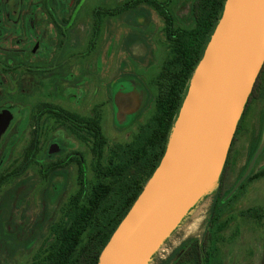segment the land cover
I'll return each mask as SVG.
<instances>
[{"label":"rangeland","instance_id":"obj_1","mask_svg":"<svg viewBox=\"0 0 264 264\" xmlns=\"http://www.w3.org/2000/svg\"><path fill=\"white\" fill-rule=\"evenodd\" d=\"M87 1L92 3L84 8L83 13L85 15L81 17L82 21L77 19L60 28L61 35L55 36L58 40L51 42L52 46L48 49L55 56L50 59L46 58L47 61L54 63L53 59L58 57L59 63L54 65L51 73L67 84L71 96L75 95V97L82 98L83 95L88 94L80 102L71 104L64 85V87H56L51 100L57 99L58 104L63 103V108L82 115L90 113L94 105L98 104H104L112 110L111 92L118 80L114 79L112 81L109 78L114 77L120 61L127 67L126 54L133 52L130 46L136 43L142 44L146 40V38H143L144 36L141 37L140 35H136L134 38L132 36L128 37L126 27L131 31L134 29L132 26L145 27L147 25L145 14L139 12L132 15V18H130L131 12L123 13L117 18L118 21H121L120 24L115 27L109 18L101 17L98 25L100 32L93 36L92 33L85 30L88 25L92 26L90 21L93 20V17H91L93 9L99 6L108 7V2L110 4L120 3L122 9H124V3L127 0ZM149 1L167 5V11L174 13L176 16L175 27L184 29L192 25L190 0ZM93 3L95 4L93 5ZM155 15L156 13L153 14L154 22L151 28L153 33L148 34L147 40L152 53L158 48L156 58L159 66L157 68L160 69V64L166 57V54L163 53L166 42L163 34L165 22L160 21ZM78 26L81 30L73 32V28ZM112 27H114L113 30ZM115 28L117 34L114 32ZM62 43L66 51H70L76 46L91 45L92 47H90L89 52L82 53L77 52V50L66 57V55L62 56L63 51L59 54ZM149 48L145 46L141 50L146 55H150L151 50ZM154 55H156V52ZM138 73L143 72L138 71ZM144 74L146 78H150L147 73ZM102 77L109 80L103 81L101 84L99 79ZM35 80L37 81L36 85L27 89L25 96L11 99L13 100L11 102L13 106L25 107V110L33 111L34 106L39 101H45L47 96L49 99V81L43 78V75L42 77H36ZM143 96L144 100L149 102V97L145 94ZM33 129L34 127H30L13 148L6 151L3 150L4 148L0 150V264H29L31 262L30 253L23 250L11 253L8 244L12 242L11 236L16 239V244L20 245L26 242L36 224L41 221L45 209L43 197L47 196L45 190L48 186V178L51 176L46 179V168L51 163L50 161L55 160L51 154L47 156L49 161L46 160L45 153L51 142H62L66 148V154L69 155L73 152H87V148L68 131H50V133H43L35 137L36 134L33 133ZM263 129L264 84L263 96L250 104L248 111L242 117L240 129L236 134L231 151L228 178L223 190L224 194L231 191L244 174L251 161L254 147L260 145ZM110 130L113 131L108 135L110 143L126 141L125 134L114 131L111 125ZM33 139L40 142V151L35 153V159L32 162L27 163L24 156ZM65 156H62L63 159H65ZM87 161L89 164L90 157H87ZM262 172H264V152L258 159L250 176L251 180L246 182L242 189L228 199L229 202L226 204L222 203V199H218L216 204L213 205L221 177L219 174L173 231L155 251L146 257L143 264H163L183 244L186 243L189 246L193 241L200 242L208 230V223L213 215L216 216L217 224L212 230L211 264H263L264 177H256ZM66 173L68 172L59 171V173L53 175L51 181V186H53L51 196L54 199L52 207H54L58 198H64L70 190L68 197L64 199L66 201L78 190L76 167L70 173L71 177L70 175L67 177ZM2 202L5 204L3 208L1 206ZM255 209L260 211L261 219L249 214L250 211Z\"/></svg>","mask_w":264,"mask_h":264},{"label":"flooded vegetation","instance_id":"obj_2","mask_svg":"<svg viewBox=\"0 0 264 264\" xmlns=\"http://www.w3.org/2000/svg\"><path fill=\"white\" fill-rule=\"evenodd\" d=\"M139 2L141 3L139 4ZM91 3L92 2H88L87 0H0V150L4 148L3 150L6 151L13 148L20 137L24 135L30 127H34L33 133L36 134L35 137L43 133H50V131H68L87 148V152H73L69 155L66 154V148L62 142L54 141L51 142L45 153L46 158L51 154L55 159L50 161L51 163H49V166L46 168V179L51 175L48 178V182L50 180L52 181L53 175H56L59 171L68 172L66 176L68 177V175H70L71 177L70 173L73 171L74 167H76L78 180V190L66 201L64 199L68 197L70 190L64 198H59L54 204L50 223L57 220V214L62 210L63 206H67L72 202L73 197L81 188L80 182L84 184L85 191L89 194L93 185L98 182V180L107 182L114 181L111 178V174L106 175L107 167L114 164L122 165L131 160L127 149L136 142V138L142 127L148 125L157 114V102L159 97V85L157 80L163 65L169 57V50L164 46L163 53L166 54V57L160 64V69H158V59L156 58L158 55V48L155 50L156 55H154L155 52L152 53V50L148 46V34L153 33L151 31L154 22L153 14L156 13L155 16L163 23L165 22L163 17L155 11L151 1L127 0L124 3V9H122V4L120 3L116 4L115 2L114 4H110L108 2V7L99 6L93 9L91 15L93 20L90 21L92 26L88 25L85 29L86 32L92 33L93 36L99 33L100 29L98 25L100 24L101 17H106V19L109 18L110 21L114 23V27L120 24L121 21H118L117 18L123 13L131 12L130 18H132V15L135 13H144L147 20V25L145 27L132 26L134 29L131 31L126 27L127 31H125L128 37L132 36V38H134V36L140 35L141 37L144 36L143 38H146V40H144L142 44L136 43L131 46L133 52L126 54L127 67L120 61L119 65H117L118 67L114 77L109 78L112 81L114 79L118 80L111 92L112 110L107 108L104 104H98L94 105L90 113L82 115L73 110L63 108V103L60 102V104H58L57 99L54 101L51 100L56 87H64V85L67 89L65 91L69 94L68 99L71 104L80 102V100L85 99L86 95H88L85 94L82 98L75 97V95L71 96L67 84L51 73L54 65L59 63L58 57L53 59L54 63L47 61L48 59L46 60V58L50 59L55 56L52 55L48 49L52 46L51 42L53 43L54 40H58L55 36L61 35L60 28L63 25H69L71 21L74 22L77 19L82 21L81 17L85 15L83 13L85 10L84 8L88 7V4ZM95 3H93V5ZM157 5H159L161 10L168 12L167 5ZM173 16V22H175L176 16L174 14ZM114 27H112V30ZM80 30L79 26L73 28V32ZM114 32L116 33V28ZM93 36L91 37L93 38ZM91 43L93 45V41ZM145 46L151 50L150 55H146L145 52L141 50L144 49ZM90 47L92 46H76L72 50L66 51L62 43L60 45L59 54L63 51L62 56L66 55L67 57L77 50V52L82 53L89 52ZM138 71L143 73H138ZM144 73H147V76L149 75L150 78H146ZM42 75L43 78L49 81V99L47 96L45 101H39V103L34 106L33 111L25 110V107L13 106L11 104L13 100L11 99L25 96L26 90L36 85L37 81L35 78L38 76L42 77ZM103 77L99 79V83L101 82V84L103 81L109 80ZM143 94L149 97V102L144 100ZM72 115L79 116L83 119L82 124L75 122ZM91 119H93L94 122H98L99 132L102 135L101 142L99 143L94 142V138L89 137V122ZM241 122L242 119L240 124ZM240 124L238 130L240 129ZM110 125L114 131L125 134L126 141L110 143L108 135L113 132L110 130ZM50 126L52 127L50 128ZM75 132L81 133L84 135V138L80 139ZM34 145L36 152H39L40 142L36 140ZM233 146L231 147V151ZM51 148H53L54 153H50ZM96 149L98 150L97 152ZM231 151L229 152L230 157ZM62 156H65V159H63ZM87 157H90L89 164ZM46 160H48V158ZM99 167H101L100 170ZM252 173L253 171L251 174ZM101 175L104 177H101ZM135 176L134 172L128 179L125 178V180H135ZM250 176L241 185L238 191L244 187V184L248 182ZM218 197L219 191L215 194L213 205L216 204ZM42 220H44L43 215L41 221ZM203 239L200 241V247L203 246ZM211 245L212 239L207 248L209 255L207 256L205 254L204 258H212ZM185 250L186 248H183V252L181 251L180 255H182Z\"/></svg>","mask_w":264,"mask_h":264},{"label":"water","instance_id":"obj_3","mask_svg":"<svg viewBox=\"0 0 264 264\" xmlns=\"http://www.w3.org/2000/svg\"><path fill=\"white\" fill-rule=\"evenodd\" d=\"M248 32L249 49L232 81V55ZM263 67L264 0H227L190 81L164 156L98 264H143L151 244L180 222L221 175ZM263 152L264 129L256 153L227 200L247 180Z\"/></svg>","mask_w":264,"mask_h":264},{"label":"trees","instance_id":"obj_4","mask_svg":"<svg viewBox=\"0 0 264 264\" xmlns=\"http://www.w3.org/2000/svg\"><path fill=\"white\" fill-rule=\"evenodd\" d=\"M226 2L227 0H190L192 25L184 29L175 27L174 13L165 12L159 8L156 2H151L155 11L165 21L163 32L169 57L157 80L159 85L157 114L148 125L142 127L136 142L127 149L131 162L107 167L106 175L111 174L114 181L98 180L89 194L85 191L84 184L80 182L79 192L73 197L70 204L63 206L57 214V220L53 223H50L54 201L51 196L53 186H51L50 180L45 190L47 196L43 197L44 220L36 224L23 244H16V239L11 236L12 242L8 244L11 253L20 250L30 253L31 262L29 264H98L104 248L164 156L190 81L223 15ZM263 84L264 67L246 106V112L250 104L263 96ZM72 118L75 122L82 124L83 119L79 116L72 115ZM75 133L80 139L84 138L81 133ZM89 137L94 138L96 143L101 142L102 139L98 122H94L93 119L89 122ZM234 142L235 138L232 146ZM34 143L33 139L25 152L24 159L27 163L35 159ZM257 149L258 147H254L251 159ZM229 161L230 154L217 186L218 199H222L223 204L229 202L226 198L231 192L228 191L225 194L223 192L228 176ZM100 169L101 167H99ZM134 172L135 180H125ZM101 177L104 176L101 175ZM256 177H264V172ZM249 180L251 179L249 178ZM1 206L2 208L5 206L4 202ZM249 214L261 219L259 210H252ZM216 224L217 219L213 215L209 220L202 247H200L199 241H193L189 246L185 243L176 249L163 264H211L212 258H204V255H209L207 248L212 239L211 230L216 227ZM186 246V250L180 255Z\"/></svg>","mask_w":264,"mask_h":264},{"label":"bare ground","instance_id":"obj_5","mask_svg":"<svg viewBox=\"0 0 264 264\" xmlns=\"http://www.w3.org/2000/svg\"><path fill=\"white\" fill-rule=\"evenodd\" d=\"M250 39H251V34L245 33L243 39L239 44L237 45L233 55H232V73H231V80L233 81L236 78V75L239 70H241L243 66V60H244V55L247 53L250 45ZM176 175V174H175ZM176 178V177H175ZM179 222L173 224L171 227H169L162 235H160L149 247V251L145 254L149 256L153 251H155L158 246L161 244V242L173 231V229L176 227V225ZM146 256V257H147ZM146 260V259H145Z\"/></svg>","mask_w":264,"mask_h":264}]
</instances>
